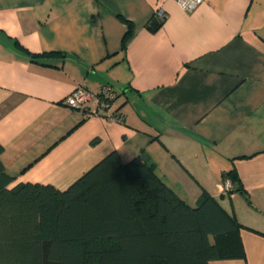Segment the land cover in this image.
Returning <instances> with one entry per match:
<instances>
[{"label": "crops", "instance_id": "0c3cea01", "mask_svg": "<svg viewBox=\"0 0 264 264\" xmlns=\"http://www.w3.org/2000/svg\"><path fill=\"white\" fill-rule=\"evenodd\" d=\"M104 84L121 120L64 102ZM0 144L9 188L65 190L111 151L142 155L179 197L206 192L245 226V257L208 264H264V0H0ZM232 168L247 198L223 192Z\"/></svg>", "mask_w": 264, "mask_h": 264}, {"label": "trees", "instance_id": "16d2710c", "mask_svg": "<svg viewBox=\"0 0 264 264\" xmlns=\"http://www.w3.org/2000/svg\"><path fill=\"white\" fill-rule=\"evenodd\" d=\"M161 23L153 15L146 28ZM20 49L30 60L41 56ZM225 178L224 193L247 198L234 168ZM12 179L0 160V264H208L245 257L238 234L245 226L232 213L206 192L188 203L142 155L123 163L111 151L65 190L30 182L9 188Z\"/></svg>", "mask_w": 264, "mask_h": 264}, {"label": "built area", "instance_id": "2783aa9c", "mask_svg": "<svg viewBox=\"0 0 264 264\" xmlns=\"http://www.w3.org/2000/svg\"><path fill=\"white\" fill-rule=\"evenodd\" d=\"M183 10L191 12L205 0H174ZM158 19L166 16V11L158 8L153 14ZM117 89L110 84H104L96 90H89L82 85L76 86L65 98L64 102L71 108L85 112V114H95L107 116L111 119L121 120L117 113L116 105ZM222 190L230 188V181L225 178L221 184Z\"/></svg>", "mask_w": 264, "mask_h": 264}]
</instances>
